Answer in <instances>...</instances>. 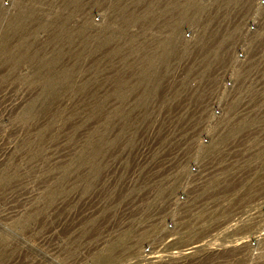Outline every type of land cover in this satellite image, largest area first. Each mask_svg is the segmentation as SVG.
I'll return each instance as SVG.
<instances>
[{"label": "rangeland", "instance_id": "1", "mask_svg": "<svg viewBox=\"0 0 264 264\" xmlns=\"http://www.w3.org/2000/svg\"><path fill=\"white\" fill-rule=\"evenodd\" d=\"M254 8L0 0V98L15 100L0 120L12 149L0 207L37 192L31 219L0 228V264H264V240L242 244L264 231V11L250 36Z\"/></svg>", "mask_w": 264, "mask_h": 264}, {"label": "bare ground", "instance_id": "2", "mask_svg": "<svg viewBox=\"0 0 264 264\" xmlns=\"http://www.w3.org/2000/svg\"><path fill=\"white\" fill-rule=\"evenodd\" d=\"M193 35V34H192ZM245 41V40H244ZM240 63V62H239ZM236 65V64H235ZM242 65V64H241ZM261 68V67H260ZM259 70V69H258ZM256 71V70H255ZM256 77V76H255ZM251 80V79H250ZM253 81V79H252ZM256 81V80H255ZM251 82V81H250ZM236 84V83H235ZM15 105V100L4 101L0 98V120L4 118L7 110L12 108ZM244 109V108H243ZM212 142V141H211ZM12 152L11 147H2L1 138H0V160ZM62 152V151H61ZM53 158V157H52ZM47 164V163H46ZM197 172V171H196ZM35 185V184H34ZM180 195L178 202L183 206L186 205V202L181 201ZM187 196V195H186ZM37 199V192L33 189H29L28 191L18 193L16 195L9 194L6 198H4V204L0 207V228H13L10 226H18L23 225L22 223H26L29 219H31L32 215L29 214L31 210V206ZM17 203H20L17 205ZM253 206V205H252ZM36 207V206H35ZM259 208V207H258ZM244 213V212H243ZM209 215V214H208ZM52 216V215H51ZM252 217V216H251ZM237 218V217H236ZM242 219V217H241ZM252 221V220H251ZM222 222V221H221ZM256 222V221H255ZM243 223V222H242ZM252 223V222H251ZM258 223V222H257ZM206 224V223H205ZM233 224V223H232ZM230 226V225H229ZM174 227V226H173ZM214 227V226H213ZM207 228V227H206ZM240 228V227H239ZM175 229V228H174ZM244 229V228H243ZM217 230V229H216ZM234 230V229H233ZM1 231V230H0ZM3 232V231H2ZM211 234V233H210ZM218 235V234H217ZM223 235V234H222ZM232 235V234H231ZM244 236V235H243ZM233 239V238H232ZM234 241V240H233ZM166 242V241H165ZM222 242V241H221ZM243 245H246L250 242V239L247 237H243ZM223 243V242H222ZM23 244H25L23 242ZM206 244V243H205ZM233 244V243H232ZM232 244L230 246H232ZM251 244V243H250ZM249 244V245H250ZM261 245V244H260ZM224 246V245H223ZM227 246V244H226ZM221 247V246H220ZM234 247V246H233ZM199 248V245L191 246L185 249H182L177 252L179 258H183L185 256H189L195 253V250ZM261 248V247H260ZM213 249V248H212ZM39 255V251H37ZM201 253V252H200ZM38 255V256H39ZM43 257L48 261V257L43 253ZM150 258V257H149ZM41 261V259H40ZM231 261V260H230Z\"/></svg>", "mask_w": 264, "mask_h": 264}, {"label": "built area", "instance_id": "3", "mask_svg": "<svg viewBox=\"0 0 264 264\" xmlns=\"http://www.w3.org/2000/svg\"><path fill=\"white\" fill-rule=\"evenodd\" d=\"M207 2H209V0H200L201 4H204ZM254 6H255L254 11H253L252 15L249 16L248 22L246 23V33L250 36L257 35L259 33L260 27H262L261 15L264 11V0H254ZM184 38H185V40H190V39H192V35L187 33V34H185ZM247 54H248V51L245 48L241 51L239 50L237 55H236V59L238 61H241V62L244 61L245 62L246 58H247V56H246ZM233 87H234V83L231 81H228L225 84V89H227L229 91L233 90ZM220 114H221V111H219V110L215 111L216 116L220 115ZM208 143H209V141L207 139L204 140V144H208ZM181 201H183V202L186 201L184 196H181ZM262 202L264 203V197H263ZM260 209H262V208H260ZM262 218L264 219V214H262ZM251 240L253 241L252 244H254V243L256 244L259 241L263 242L264 231L258 232L257 235L253 236L252 239H250L249 243H251ZM193 246H195V245H193Z\"/></svg>", "mask_w": 264, "mask_h": 264}]
</instances>
